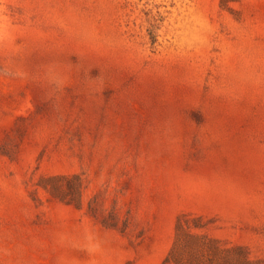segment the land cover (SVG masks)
Here are the masks:
<instances>
[{
  "label": "rangeland",
  "instance_id": "rangeland-1",
  "mask_svg": "<svg viewBox=\"0 0 264 264\" xmlns=\"http://www.w3.org/2000/svg\"><path fill=\"white\" fill-rule=\"evenodd\" d=\"M243 256L264 264V0H0V264Z\"/></svg>",
  "mask_w": 264,
  "mask_h": 264
},
{
  "label": "trees",
  "instance_id": "trees-1",
  "mask_svg": "<svg viewBox=\"0 0 264 264\" xmlns=\"http://www.w3.org/2000/svg\"><path fill=\"white\" fill-rule=\"evenodd\" d=\"M52 181H54V180H56V178H52L51 179ZM58 180V179H57ZM51 192L53 193V194H59L60 192H59V189H58V187H56V186H52V188H51ZM181 228V225H180V223L178 224V229H180ZM217 251H219L217 248L215 249V252H217ZM223 252H225V253H229L230 252V250H228V249H225V250H222ZM238 263L239 264H261V262L260 261H251V260H249L248 258H247V256H243V259H241L240 261H238ZM177 264V263H176Z\"/></svg>",
  "mask_w": 264,
  "mask_h": 264
}]
</instances>
